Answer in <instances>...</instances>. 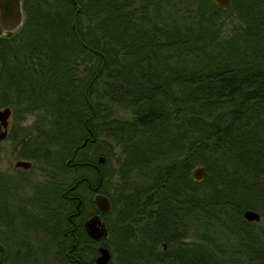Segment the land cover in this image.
Returning a JSON list of instances; mask_svg holds the SVG:
<instances>
[{"label": "trees", "instance_id": "1", "mask_svg": "<svg viewBox=\"0 0 264 264\" xmlns=\"http://www.w3.org/2000/svg\"><path fill=\"white\" fill-rule=\"evenodd\" d=\"M22 5L23 24L0 36V108H13L14 158L48 177L32 185L43 216L28 219L50 264H92L100 244L108 264H264V0ZM100 178L104 213L83 195ZM93 213L101 241L84 226ZM13 219L0 213L2 235ZM0 242L1 264L16 261Z\"/></svg>", "mask_w": 264, "mask_h": 264}, {"label": "rangeland", "instance_id": "2", "mask_svg": "<svg viewBox=\"0 0 264 264\" xmlns=\"http://www.w3.org/2000/svg\"><path fill=\"white\" fill-rule=\"evenodd\" d=\"M227 25L228 24L226 23V26ZM11 109L12 113L9 119L8 130H10L14 121L13 108L11 107ZM34 120V116H29L22 120L20 124L29 125L32 124ZM106 140V142H102V146L104 147H107L109 142L112 143V141L109 139ZM12 152V142L6 139L2 140L0 144V213L3 215H14V232L9 235H2L0 233V240L6 241L5 244L14 253L19 251V255H16V261L13 260L12 262L10 261L4 264H50L52 255H44L41 252V246L45 245L42 244L41 241L42 232L40 230L38 231L37 228H35L36 230L33 228V219H28L30 214H33L38 218L43 216V211L41 208L33 207L32 203L34 202L33 193L35 187L32 185L45 183L48 177L44 173L41 165L38 164H32L30 169L15 167L14 164L17 159L14 158ZM89 152H91V150H89ZM112 163L113 164L110 163L109 165L110 168L117 164L115 159ZM5 175L13 177L9 180V182L6 183V186L3 185V177ZM23 177L27 179L25 182L23 181ZM83 193L86 200H88L87 198L89 196L94 198V194L87 192V190H84ZM23 242L29 244L31 251L27 246H21ZM19 247H21V250H19ZM43 248H45V246ZM49 248L51 249L50 246ZM27 255L28 258L26 257Z\"/></svg>", "mask_w": 264, "mask_h": 264}, {"label": "water", "instance_id": "3", "mask_svg": "<svg viewBox=\"0 0 264 264\" xmlns=\"http://www.w3.org/2000/svg\"><path fill=\"white\" fill-rule=\"evenodd\" d=\"M222 8L226 9L230 7L231 0H215ZM25 20V12L22 5V0H0V36H12L23 24ZM12 113L10 106L0 108V144L8 135L9 119ZM86 142H83L85 145ZM106 157L100 155L97 159L98 164L93 163L94 166L101 170L99 165L104 164ZM15 167H21L29 169L32 166V162L28 159H17ZM206 174L205 166L198 165L192 170V177L195 180H201ZM102 179L95 184L93 190L95 195L93 202L97 209L101 212H107L111 208V200L108 195L100 191ZM78 213V212H77ZM244 218L248 221L258 222L261 220V213L258 210L248 208L243 213ZM85 229L88 235L96 240L101 241L108 234L107 226L99 213H95L89 216L84 222ZM98 255L96 256L93 264H108L112 253L108 246L100 244L98 246ZM7 257V248L0 242V264ZM162 264V263H158Z\"/></svg>", "mask_w": 264, "mask_h": 264}, {"label": "flooded vegetation", "instance_id": "4", "mask_svg": "<svg viewBox=\"0 0 264 264\" xmlns=\"http://www.w3.org/2000/svg\"><path fill=\"white\" fill-rule=\"evenodd\" d=\"M93 186H94V185H93ZM91 188L93 189L92 186H91ZM93 191H94V190H93ZM94 195H95V191H94ZM78 212H80V211H78ZM73 214H75V213H73ZM93 214H95V213H93ZM93 214H91V215H93ZM99 214H100V213H99ZM91 215H89V216H91ZM100 215H101V214H100ZM89 216H88V217H89ZM88 217H87V218H88ZM87 218H86V219H87ZM84 222H85V221H84ZM86 232H87V231H86ZM95 258H96V257H95ZM94 260H95V259H94ZM74 261H75L77 264H82L81 261H80V259H79L78 257L75 258ZM93 262H94V261H93ZM92 264H93V263H92Z\"/></svg>", "mask_w": 264, "mask_h": 264}]
</instances>
